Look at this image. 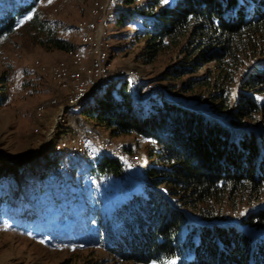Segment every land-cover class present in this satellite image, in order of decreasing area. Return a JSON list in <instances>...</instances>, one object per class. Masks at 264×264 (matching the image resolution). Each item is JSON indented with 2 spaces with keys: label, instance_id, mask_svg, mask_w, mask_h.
I'll return each instance as SVG.
<instances>
[{
  "label": "trees",
  "instance_id": "16d2710c",
  "mask_svg": "<svg viewBox=\"0 0 264 264\" xmlns=\"http://www.w3.org/2000/svg\"><path fill=\"white\" fill-rule=\"evenodd\" d=\"M40 2L0 0V46L26 32L43 49L76 50L59 37L58 22L41 15ZM118 3L116 30L133 31L134 41L143 44L137 59L153 65L173 51L177 58L158 81L184 80L179 92L204 94L209 113L166 100L161 91L148 93L142 102L128 81L110 82L80 115L112 138L133 137L144 145L143 191L110 217L103 215L99 200L86 198L77 218L72 209L79 202L56 194L57 179L43 170L45 182L38 189L49 191L47 208L41 211L39 202L34 210L32 192L30 206L19 207L13 218L26 228L49 212L50 231H40L41 237H64L65 243L101 252L114 264H264V0ZM254 61L240 79L241 69ZM209 65L212 69L200 76ZM7 83L4 75L0 85ZM97 169L110 174L119 166L105 159ZM16 190L12 196L20 198ZM9 192L0 191V205L8 201L16 207ZM244 207L248 210L238 215ZM68 221L72 228L62 230Z\"/></svg>",
  "mask_w": 264,
  "mask_h": 264
},
{
  "label": "rangeland",
  "instance_id": "374dc122",
  "mask_svg": "<svg viewBox=\"0 0 264 264\" xmlns=\"http://www.w3.org/2000/svg\"><path fill=\"white\" fill-rule=\"evenodd\" d=\"M93 1L41 0L38 8L43 17L58 22L59 37L75 45L76 50L84 53L88 62L91 53L88 49H82L79 46L80 31L77 29V23L88 17ZM116 29L117 25L113 22L108 29L109 36L107 38L110 46L108 51L112 74L133 71L141 80L142 102L147 100L149 90L154 88L156 91H161L166 100L175 101L190 109L201 110L205 114L209 113L205 110L206 101H202L204 94H199L196 91L192 94L179 92L184 80L170 83L158 81L161 74L174 64L177 55L173 51L166 53L153 65L142 64L137 56L143 44L134 41L133 31L122 33ZM37 59L42 60L45 64L69 63L66 53L49 51L39 47L26 32L16 34L0 46V79L4 75L8 78L7 85L4 87L0 85V97L3 96L4 98L0 106V154L7 158L25 157L29 159L31 157V169L22 174L20 178V186L25 193L19 191L21 193H19L20 198L14 197L12 191L16 190L17 187L16 185L10 187L9 197L16 200V207L14 203H8V201L0 205V264H114L102 256L101 252L82 250L76 244L65 243L64 237L59 239L58 237H41L40 231L46 235L50 231L51 225L47 222V219L51 217L49 212L44 213V219L40 224H24L26 228H20L17 220L13 218L12 213H16L19 207L30 206L28 202L31 200L32 192L35 191H38L39 195L34 200V210L39 207V202L44 204L41 211L47 208L49 201L45 198L49 196V191L40 192L38 189L45 182L41 179L40 172L43 170H51L52 172L55 167V163L46 161L45 155L35 158L51 146V142L47 140V133L53 129L52 118L55 111L50 108L45 119L39 121L36 118V110L38 106L47 104L51 98L61 99L62 95L51 81L41 78L34 65V61ZM255 65L256 61L244 66L240 72V79L247 75ZM212 67L213 65H209L198 74L203 76ZM238 83L234 87L232 96L237 91ZM169 85L176 86V91H168L167 86ZM3 88L5 91L2 93ZM96 129L98 134L111 137L105 128L96 127ZM122 142L140 158L144 168L146 161L144 145H140L133 137L122 138ZM56 156L59 157L57 154ZM142 169H133L129 177L125 178L127 179L125 184L128 187L125 194H122L119 188L113 196L106 194L103 189L96 194H89L86 191L80 192L79 206L72 209L75 216L79 218L83 202L86 198H90L91 202L99 200L103 215L110 217L133 194L143 191L147 178L142 173ZM0 170L6 175L10 168L8 164L0 163ZM105 175H108L114 182L117 179H122L120 170ZM247 210L246 207L241 208L237 214H244ZM231 220L237 224L235 217ZM72 226L73 222L68 221L62 224L61 229L67 231ZM104 257L105 259H103Z\"/></svg>",
  "mask_w": 264,
  "mask_h": 264
},
{
  "label": "built area",
  "instance_id": "2783aa9c",
  "mask_svg": "<svg viewBox=\"0 0 264 264\" xmlns=\"http://www.w3.org/2000/svg\"><path fill=\"white\" fill-rule=\"evenodd\" d=\"M118 5V0H94L88 17L77 23L79 46L90 51L89 62L78 50L66 53L69 63L34 61L41 78L51 81L62 95L61 99L51 98L47 104L38 106L36 118L43 121L50 108L55 111L53 129L47 133L51 146L45 156L48 163H55L52 171L57 179L55 193L64 201L80 202L82 191L96 194L103 189L113 196L119 188L125 194L128 191L125 178L133 169L143 168L140 158L127 151L122 139L98 134L96 127L80 115V111L103 94L112 81H128L132 92L141 98V80L136 74L133 71L112 74L109 64L108 29L116 18ZM152 91L156 90L153 88L148 93ZM105 159L117 161L122 179L114 182L98 171V165ZM0 161L10 168L9 173L0 178V191L16 185L25 193L20 178L31 169V163L25 157L7 158L1 154ZM145 169L146 166L141 170L143 174ZM38 195V191L32 194L34 199Z\"/></svg>",
  "mask_w": 264,
  "mask_h": 264
},
{
  "label": "snow or ice",
  "instance_id": "6c2138e0",
  "mask_svg": "<svg viewBox=\"0 0 264 264\" xmlns=\"http://www.w3.org/2000/svg\"><path fill=\"white\" fill-rule=\"evenodd\" d=\"M31 17H29V19H30Z\"/></svg>",
  "mask_w": 264,
  "mask_h": 264
}]
</instances>
